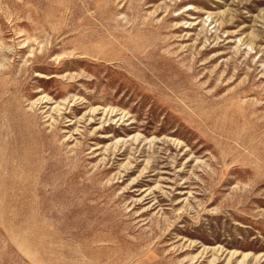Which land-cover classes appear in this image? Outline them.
Instances as JSON below:
<instances>
[{
	"label": "rangeland",
	"instance_id": "1",
	"mask_svg": "<svg viewBox=\"0 0 264 264\" xmlns=\"http://www.w3.org/2000/svg\"><path fill=\"white\" fill-rule=\"evenodd\" d=\"M0 264H264V0H0Z\"/></svg>",
	"mask_w": 264,
	"mask_h": 264
}]
</instances>
